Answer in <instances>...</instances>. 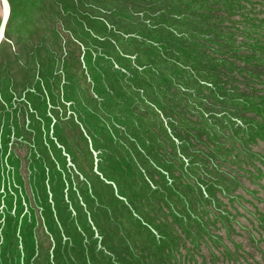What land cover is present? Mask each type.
<instances>
[{
	"label": "rangeland",
	"instance_id": "1",
	"mask_svg": "<svg viewBox=\"0 0 264 264\" xmlns=\"http://www.w3.org/2000/svg\"><path fill=\"white\" fill-rule=\"evenodd\" d=\"M6 3L0 161L31 196L39 152L66 174L29 210L28 264H264V0Z\"/></svg>",
	"mask_w": 264,
	"mask_h": 264
},
{
	"label": "trees",
	"instance_id": "2",
	"mask_svg": "<svg viewBox=\"0 0 264 264\" xmlns=\"http://www.w3.org/2000/svg\"><path fill=\"white\" fill-rule=\"evenodd\" d=\"M52 132V131H51ZM50 134V139H52L54 142H57V144H59L60 140H56V138ZM61 143V142H60ZM46 146H50V144L46 141ZM61 146H65L63 143ZM44 152V151H41ZM41 152L38 153V158L42 159L40 162H42L44 170L42 171V174L39 175L40 178H35L32 181V185L33 183L36 181V185L34 184V186H31V189L33 191L32 196L30 195V191L27 187L26 182H24L23 184H21L20 182H17L14 176V172L16 174V172L19 170V174L17 173L18 176H25L24 174H22V163L19 162V164L16 166L14 164H6L5 162H3V160L0 161V168H1V177L2 178H6V170L11 169L12 170V174L10 177H12V184L11 182L7 181L6 184H1L0 186V191L1 192H5V195H10V194H15L14 190L18 189V191L16 192V197H15V202L17 203V207L15 209V204L12 205V210L8 211L7 213L3 210L0 209V238L2 237V241H5V236L3 234V232L5 230H3V228L6 227V223L8 221V218L11 216V214L13 213V216L16 214H19V220H20V224L17 226L16 228V233L14 234V238L16 240V248H17V252L16 255L18 256L16 261L20 264H28V257L25 253V249H24V245L25 247H28L30 244V239L28 238L27 234H26V225L30 222L29 218V210L33 209L35 206L33 205V202L38 203L37 205L40 207V209L43 211H45L46 207L44 204L46 195L43 193L44 189L45 192H47L48 196H50V192H49V179H50V170L52 169L56 174H58L60 177L64 178L66 177L65 174V170L63 167H61L60 163L57 161V158L54 159V166L50 167L47 164V160H46V152H44V154H42ZM38 160H33V164H34V170L37 171V166L36 164H41L40 162L37 163ZM28 168V174L27 176H30V174L32 173L31 171V167L29 168V165L26 166V169ZM59 170V172H58ZM35 171V172H36ZM38 179V180H37ZM66 181V180H65ZM28 185H31V183L29 182ZM4 197H2L1 200V204L5 205V199ZM48 198V197H47ZM6 206V205H5ZM28 209V210H27ZM32 218H34V220H37V218H39L38 215H32ZM25 222L24 227L21 226L22 222ZM55 223H60V220L55 219L54 221ZM38 224V223H37ZM19 239V241L17 242V240ZM30 264H33L32 261L30 262Z\"/></svg>",
	"mask_w": 264,
	"mask_h": 264
},
{
	"label": "water",
	"instance_id": "3",
	"mask_svg": "<svg viewBox=\"0 0 264 264\" xmlns=\"http://www.w3.org/2000/svg\"><path fill=\"white\" fill-rule=\"evenodd\" d=\"M3 2H4V7H5V16H4L3 27H5L6 24H7L8 18H9V16H10V12H9V10H8L6 0H3Z\"/></svg>",
	"mask_w": 264,
	"mask_h": 264
}]
</instances>
